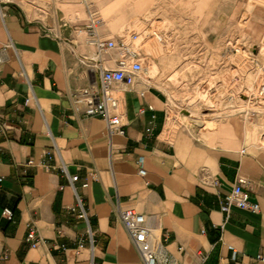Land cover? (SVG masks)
Returning a JSON list of instances; mask_svg holds the SVG:
<instances>
[{
  "label": "crops",
  "instance_id": "crops-1",
  "mask_svg": "<svg viewBox=\"0 0 264 264\" xmlns=\"http://www.w3.org/2000/svg\"><path fill=\"white\" fill-rule=\"evenodd\" d=\"M86 12L81 0H0V49L12 44L0 65V122L9 128L0 136V264H145L118 208L150 217L159 258L264 264L257 259L264 256V148L248 143L239 118L221 117L213 131L189 127L166 137L170 99L146 73L114 89L125 133L109 137L105 122L74 102L78 92L100 86L95 48L77 33ZM113 57L104 54L103 67L115 68ZM239 177L250 182L260 210L234 207L225 222L220 203ZM76 193L91 236L70 212ZM4 209L12 210V221ZM28 226L42 240L38 248L25 241Z\"/></svg>",
  "mask_w": 264,
  "mask_h": 264
},
{
  "label": "rangeland",
  "instance_id": "rangeland-1",
  "mask_svg": "<svg viewBox=\"0 0 264 264\" xmlns=\"http://www.w3.org/2000/svg\"><path fill=\"white\" fill-rule=\"evenodd\" d=\"M92 10L113 40L139 35L146 77L170 99L166 137L239 118L248 143L264 148V99H254L264 82V0H94ZM152 30L162 43L143 39Z\"/></svg>",
  "mask_w": 264,
  "mask_h": 264
},
{
  "label": "built area",
  "instance_id": "built-area-1",
  "mask_svg": "<svg viewBox=\"0 0 264 264\" xmlns=\"http://www.w3.org/2000/svg\"><path fill=\"white\" fill-rule=\"evenodd\" d=\"M87 11V20L84 26L77 29L78 34H83L87 37V42L95 48L96 59L99 60L100 72V86L97 93L89 92L87 90L80 91L74 95V102L76 104H83L85 106V114L89 117H99L107 126V133L109 137L113 134L124 135V126L122 124L123 114L121 111V101L115 94L114 89L117 86L133 84L142 74L146 73V68L141 59V53L134 48V43L139 40V35L131 34L127 40H112L105 39L100 34V26L102 21L97 16L92 7L94 0H81ZM151 38L158 43H162V36L157 31H151L143 39ZM10 43L0 49V65L5 60L7 47H11ZM104 54H114L112 61L115 68H105L101 62V57ZM26 82L30 85L29 79L22 70L20 73ZM143 96V93L141 94ZM255 101L259 102L264 99V82H262L257 92L254 95ZM30 99L26 100L28 105ZM9 128L5 123L0 122V136H6ZM244 153V151H243ZM52 152L46 153V158L51 159ZM28 166H35L33 161L27 163ZM37 165L44 166L46 169L51 167L44 162ZM60 171L63 175H67L66 166L61 163ZM141 176L145 175L143 169L139 170ZM72 188L75 189V184L79 181L78 176L69 177ZM93 180L97 176L92 177ZM2 179L0 178V182ZM213 185L217 186L218 181L214 180ZM89 182H84L82 187L87 188ZM250 182L243 177L237 178L231 192L221 201L220 211L225 216V222L230 218L232 208H239L252 213H257L260 210L258 203L252 202L250 199ZM76 192V191H75ZM70 212L78 219L83 220L88 225V232L91 236L89 227V219L87 210L76 193V204L70 207ZM3 217L12 221L14 213L10 209H4ZM117 215L123 224L131 242L142 257L145 264H177L170 258H159L157 249L156 236L150 223V217L136 211L133 208H118ZM30 248H38L42 244V240L38 237L36 229L33 226H28V233L25 239ZM79 247H82L81 245ZM6 259V257H4ZM257 259L264 262V256H258Z\"/></svg>",
  "mask_w": 264,
  "mask_h": 264
}]
</instances>
